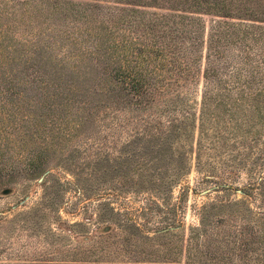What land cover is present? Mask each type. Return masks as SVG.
Here are the masks:
<instances>
[{"label": "rangeland", "instance_id": "rangeland-1", "mask_svg": "<svg viewBox=\"0 0 264 264\" xmlns=\"http://www.w3.org/2000/svg\"><path fill=\"white\" fill-rule=\"evenodd\" d=\"M180 2L0 0V83L19 77L38 54L48 63L77 51L81 42L73 46L63 32L85 28L92 40L98 33L132 47L154 39L162 50L165 35L177 54L188 47L176 32L190 18L200 20L205 38L213 21L264 29V17L196 14ZM76 10L82 21L71 18ZM161 16H167L166 30L162 24L145 28ZM200 49L188 48L176 65L167 51V57L153 58L159 67L154 78L163 79L168 92L155 93L146 108L129 103L118 109L110 95L98 93L86 100L93 106L70 107L67 123L50 117L36 126L24 119L32 116L25 108L13 109L16 139H0V264H158L172 261L164 258L166 238L180 247L201 225L213 245L229 225L231 233L264 228V99L254 90L243 96L215 88L217 80L203 78L207 59L206 51L199 59ZM220 63L216 78L233 81L230 59ZM103 78L98 82L107 89L110 79ZM159 131L164 134L158 137ZM146 152L152 159L141 156ZM246 239L247 250L238 253L242 261L233 256L206 264H264L258 240ZM176 258L185 264L183 255Z\"/></svg>", "mask_w": 264, "mask_h": 264}, {"label": "trees", "instance_id": "trees-1", "mask_svg": "<svg viewBox=\"0 0 264 264\" xmlns=\"http://www.w3.org/2000/svg\"><path fill=\"white\" fill-rule=\"evenodd\" d=\"M180 1L184 6L196 8V14H200V12L205 13V15L217 16L216 14H220L217 17L229 19H232L233 16H253L259 19L264 17V0ZM240 13L243 15H239ZM70 16L79 21L84 19L82 13L78 10L75 13L71 12ZM166 18L167 16L157 17V19L145 24V28L153 31L159 24H162L160 27L165 29ZM182 18L186 19L187 17L182 16ZM99 30L102 33L100 28ZM85 31L86 29L84 28L77 30L76 33L63 32L72 41L73 46L77 45L78 41L79 43L81 42L78 46H75L77 51H67L65 53L66 56L55 60L52 59L48 63L47 60H44L42 54H38L33 61L31 59L24 64L23 70L18 72L19 77L12 76L9 77L5 84L0 83V115H4L3 118L0 117V139H16L12 136L13 131H15L13 124L17 118L13 109H19L18 107L25 108L29 114L31 113L32 116L26 115L24 119L36 126V124L38 125V120L50 117L49 121L51 123L62 122L63 118H65V123H67V120H70V115L67 113L70 107L77 106L78 109L83 111L85 103H87L86 107L94 104L89 101L86 102V100L91 95L96 97L98 93L110 95V103L118 109L123 107L120 104L127 105L129 103L136 107L146 108L150 106L154 102L155 93L164 95L168 92L165 88L168 87L165 81L160 78H154L155 71L159 67L155 66L156 64L153 61V58L159 57V55L167 57L166 51L171 54V57H168L170 64L176 65L184 61L188 48L192 50L193 48L201 47L199 59H202L203 51L204 53L206 51L205 61L207 59V65L203 69V78L209 81L211 79V82L212 80H217L215 88L217 87L223 91L239 92V95L242 94L243 96L248 91L254 90L255 96L264 99L263 28H257L253 25H234L228 21H213L211 27L207 29V37L205 38V27H201L200 20L190 18L189 22L182 23L181 28L176 32L177 38L180 41L183 40L188 47L185 49L179 47L181 50L177 54L169 51L174 46H171L168 36L166 37L165 35L166 49L162 50L154 39L150 42L151 45L136 43L132 47L131 41L128 42L123 39L115 43V39L109 40L107 38L102 40L98 33L93 35V39H97L94 41L92 40L91 31L88 30L86 33ZM200 31H202V35L199 34ZM99 41L103 43H99ZM152 47H155L156 50L152 49ZM223 47L228 49L223 52L221 50ZM254 49L256 51L252 53ZM57 56L55 55V57ZM236 58L238 59L236 60ZM222 59H230V62H232V68H235V71L231 72L230 78L233 81L226 83L222 78H216L219 74L217 68L222 66L219 61ZM184 67V71L187 74L186 62H184ZM241 68H246L245 70L248 71L247 77L250 80L247 77L246 79L244 78L240 72ZM103 75L110 79L111 85L107 89L101 86V82H98L104 79ZM86 107L84 111H86ZM34 115L38 117L37 121L34 120ZM163 134L162 131H159L158 137ZM158 155H161V153ZM141 156L152 159L153 153L151 155L146 152ZM154 158L158 159L159 157ZM31 162V164L36 165L34 169L38 167L36 162ZM133 170L135 169H131V171ZM161 177L163 178V176ZM0 182H2L1 176ZM232 226L229 225L223 233L226 230L228 232L221 237L215 238V245H213L212 239L211 244L210 241L206 240L205 235L207 233L204 232L206 225H201L200 228L191 230L189 235L180 241V247H177L179 243L177 240L166 238L161 243L165 248L164 258L167 260L171 258L172 261H163V263L158 264H181V262L177 261L176 255L181 257L183 255L185 264H191L189 261L193 262V264H206L208 259L216 261L220 258L223 261L233 256L242 261V257L244 258L245 256L241 257L238 253L241 250H247L246 246L249 242H247L246 237L256 238L264 252L263 226H261L260 231L256 232L246 227L242 230L237 229L236 233H231L229 230H231ZM214 235H217V233ZM153 240L154 238H149L147 241ZM217 250H220L219 252L221 253L225 251L224 255L220 256ZM260 260L261 263H264V255L261 257L260 254Z\"/></svg>", "mask_w": 264, "mask_h": 264}]
</instances>
